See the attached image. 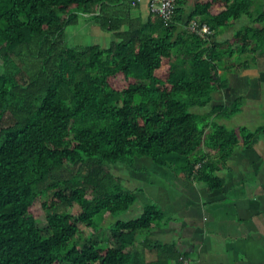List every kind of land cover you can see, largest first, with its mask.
Instances as JSON below:
<instances>
[{
  "label": "trees",
  "instance_id": "trees-1",
  "mask_svg": "<svg viewBox=\"0 0 264 264\" xmlns=\"http://www.w3.org/2000/svg\"><path fill=\"white\" fill-rule=\"evenodd\" d=\"M131 1L0 0V264H144L140 236L163 217L155 205L116 221L109 245L96 240L106 214L136 202L110 167L146 157L216 189L222 181L215 173L234 148L264 133V125L237 131L210 121L214 113L232 117L239 103L208 116L191 111L221 89V61L235 53L229 43L180 33L178 8L169 25L153 15L121 27L105 15L107 6ZM217 4L223 10L210 14ZM251 8V0H203L190 20L223 28L253 18ZM85 14L115 33L109 47L67 44V27ZM236 40L241 52L264 46V27H246ZM82 226L94 234L88 238ZM157 249L154 264L182 255L173 245Z\"/></svg>",
  "mask_w": 264,
  "mask_h": 264
},
{
  "label": "crops",
  "instance_id": "crops-1",
  "mask_svg": "<svg viewBox=\"0 0 264 264\" xmlns=\"http://www.w3.org/2000/svg\"><path fill=\"white\" fill-rule=\"evenodd\" d=\"M200 1L203 0L179 1L176 25L180 33L189 32L194 26L216 27L207 22L201 24L202 17L190 20ZM251 1L253 18L244 16L223 28L211 29L212 41L229 43L235 53L225 55L221 61L218 70L221 89L212 94L211 102L205 107L191 109L195 114L208 116L216 108L231 109L239 103L241 107L232 117L214 113L210 119L227 128L228 120L240 115H245L247 122L239 129L255 130L264 125V46L252 45L241 52L236 40V35L246 27H264V21L254 22L255 17L264 16V0ZM121 3L105 8L106 16L123 21L121 27H130L132 20L146 24L153 16L146 1L133 7ZM223 8L213 5L209 13L217 15ZM81 18L89 25L102 28L86 14L74 26L79 25ZM107 32L113 36L111 43L114 42L115 33ZM256 119H259L258 126L251 127L250 123ZM209 132L207 128L206 133ZM202 150L206 152L205 147ZM209 158L216 160L215 155ZM110 171L121 180L124 188L136 195V202L122 214H106L103 230L96 238L101 245L110 244V228L116 221L135 219L146 206L155 205L163 217L140 236L138 249L145 256L144 264L158 261L157 246L161 245H173L176 251L190 259L191 264H264V133L258 135L251 146L240 141L225 165L215 173L222 181L216 189H211L196 175L159 166L146 157L136 158L131 164L119 162L112 165ZM88 230L89 238L94 232Z\"/></svg>",
  "mask_w": 264,
  "mask_h": 264
},
{
  "label": "rangeland",
  "instance_id": "rangeland-1",
  "mask_svg": "<svg viewBox=\"0 0 264 264\" xmlns=\"http://www.w3.org/2000/svg\"><path fill=\"white\" fill-rule=\"evenodd\" d=\"M80 23L78 26L71 25L66 30V41L67 44L71 47L74 46H88L98 44L102 47H106L111 43L113 37L111 33L104 31L101 27H98L95 24H88L85 18L80 19ZM77 31V32H75ZM259 105V104H258ZM257 105V106H258ZM247 117L245 115L235 116L228 120L227 126L229 128H234L239 131V126H242L243 123L247 122ZM259 124V119L250 123L251 127H256ZM36 215L39 218V226L45 227L46 220L45 214L41 208V205L38 203L36 205ZM71 213L77 214L79 208L76 206L74 209L69 210ZM85 233H88V229L85 226H82Z\"/></svg>",
  "mask_w": 264,
  "mask_h": 264
},
{
  "label": "built area",
  "instance_id": "built-area-1",
  "mask_svg": "<svg viewBox=\"0 0 264 264\" xmlns=\"http://www.w3.org/2000/svg\"><path fill=\"white\" fill-rule=\"evenodd\" d=\"M146 1L149 4L151 13L160 18L165 25L174 23L176 10L178 7V0H132L133 6L139 5L141 2ZM191 32L197 33L201 37L207 38L212 35V30L209 27H190ZM175 264H191L190 259L182 254Z\"/></svg>",
  "mask_w": 264,
  "mask_h": 264
}]
</instances>
